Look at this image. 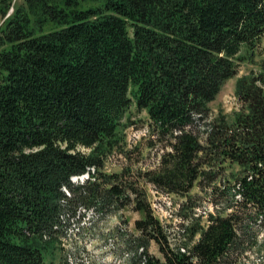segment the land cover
<instances>
[{"label":"trees","instance_id":"obj_1","mask_svg":"<svg viewBox=\"0 0 264 264\" xmlns=\"http://www.w3.org/2000/svg\"><path fill=\"white\" fill-rule=\"evenodd\" d=\"M0 17V264H47L43 232L75 199L63 185L140 211L136 228L162 253L145 249L143 264H224L244 223L264 215V71L238 78L243 108L232 120L210 123L205 141L199 125L243 49L261 42L264 0H0ZM133 103L162 148L138 176L185 197L189 251L125 169L103 171L126 142ZM223 160L243 172L218 184L212 165ZM89 167L111 182L104 194L71 180ZM205 182L216 210L202 224L190 191Z\"/></svg>","mask_w":264,"mask_h":264},{"label":"rangeland","instance_id":"obj_2","mask_svg":"<svg viewBox=\"0 0 264 264\" xmlns=\"http://www.w3.org/2000/svg\"><path fill=\"white\" fill-rule=\"evenodd\" d=\"M2 20L0 17V23ZM242 54L245 57L239 60L238 71L223 84L220 92L210 102V113L203 121V126L199 125L203 141L210 131V123L221 115L232 120L236 112L243 108L237 93V81L243 75L264 71V35L253 51L243 49ZM127 114L129 123L124 129L126 142L109 154L103 171L112 173L125 169L128 180L136 181L139 187L147 190L155 214L171 233L174 245L182 244L189 235L185 229L188 221L184 216L188 209L182 207L185 197L157 189L138 176L141 169L158 163L162 148L159 144H149L151 134L146 110L138 109L133 103ZM212 166L219 175L216 181L218 184L226 183L220 181L222 178L233 180L235 175L243 172V168L236 162L229 164L223 160ZM87 175H90L89 179ZM72 181L75 185L91 186L96 182L101 187L98 191L100 195L111 184L110 181L99 179L87 172L82 178ZM209 187L205 182V188L195 185L190 191L194 203V209L190 213L194 216L200 214L202 224L207 222V214L216 210L211 201ZM66 193L75 199L71 207L64 206L58 228L50 231L53 241L48 244L47 264H143L141 257L144 255L141 254L147 248L150 253L162 257L158 243L155 240L147 241L135 226L136 219L142 213L134 210L132 204L126 203L124 198H121L119 205L110 202V199L101 205L97 201L90 203L88 194L81 197L71 189L66 190ZM252 216L254 218H249L239 230V249L224 264H264V215ZM46 233L49 234V231ZM196 238L197 235L194 239ZM192 242L193 240L190 243Z\"/></svg>","mask_w":264,"mask_h":264},{"label":"built area","instance_id":"obj_3","mask_svg":"<svg viewBox=\"0 0 264 264\" xmlns=\"http://www.w3.org/2000/svg\"><path fill=\"white\" fill-rule=\"evenodd\" d=\"M48 236H49V234H47V233H44V237H46V238H47ZM181 248H182V250H185V247H184V246H182Z\"/></svg>","mask_w":264,"mask_h":264}]
</instances>
